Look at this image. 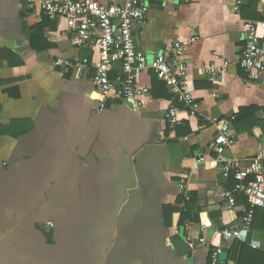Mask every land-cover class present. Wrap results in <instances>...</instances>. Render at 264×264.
<instances>
[{"label":"crops","instance_id":"obj_1","mask_svg":"<svg viewBox=\"0 0 264 264\" xmlns=\"http://www.w3.org/2000/svg\"><path fill=\"white\" fill-rule=\"evenodd\" d=\"M235 1L161 0L134 32L148 60L175 39L197 36L182 56L198 102L190 115L160 88L135 108L102 97L95 108L92 68L54 62L96 60L97 50L73 46L64 18L38 35L31 25L42 20L40 0H0V264H186L171 250L180 211L167 225L163 215L165 205L185 206L180 196L191 206L183 223L190 255L207 264L218 232L238 225L247 208L243 198L228 207L222 195L229 179L210 147L217 133L210 120L224 121L231 141L222 156L264 157V74L250 80L239 65L242 22L264 19V0H238L237 13ZM213 51L229 61L216 83L203 72L219 62ZM154 75L141 73L138 83L151 88ZM171 105L180 108L175 127L164 115ZM248 231L236 258L244 244L264 250V208L254 209ZM242 264L264 261L247 253Z\"/></svg>","mask_w":264,"mask_h":264},{"label":"built area","instance_id":"obj_2","mask_svg":"<svg viewBox=\"0 0 264 264\" xmlns=\"http://www.w3.org/2000/svg\"><path fill=\"white\" fill-rule=\"evenodd\" d=\"M43 14L51 19L64 18L66 31L70 33V41L75 47L96 49L98 57L91 60L85 57L73 56L69 59H58L56 66L92 68L89 78L91 85L100 93L103 100L110 98H125L132 103L133 108L142 105L144 99L150 97L151 88L148 84H139L141 73L151 71L163 81L175 100L187 110L190 115L198 112V102L186 82L187 67L182 60L189 43L197 36H191L187 41L175 39L164 52L148 60L135 43L134 32L144 21L148 11V0H40ZM240 1H235L232 9L239 11ZM243 51L239 65L250 80H258L264 74V46L260 41L259 31L264 32V19L243 20ZM213 56L219 62H213L203 68V72L212 82H218L229 61L221 59L216 51ZM119 62V66L117 63ZM215 96L216 94L213 93ZM180 108L171 105L164 113L170 127L180 123L177 117ZM217 133L210 147L219 155L221 162V179L233 178L231 189L225 188L222 195L228 207L235 203L236 194H241L247 201V208L240 217L238 225L224 227L218 232V242L212 250V263L217 262L222 250V241L244 240L252 221L254 209L264 208V157L258 154L244 161L232 156H222L231 141L226 132L224 121L213 120ZM218 125H221L220 127ZM198 162L203 161L199 156ZM178 188L185 191L186 178H181ZM204 241L203 238L200 239ZM253 246L256 244L252 243ZM229 258L227 260L228 264Z\"/></svg>","mask_w":264,"mask_h":264},{"label":"trees","instance_id":"obj_3","mask_svg":"<svg viewBox=\"0 0 264 264\" xmlns=\"http://www.w3.org/2000/svg\"><path fill=\"white\" fill-rule=\"evenodd\" d=\"M53 22H54V19H51L47 15L43 14V17H42V20L40 21V23H38V24L33 23L31 25V27L33 28V30L38 35H40V34H43L45 30L50 29L53 26ZM155 78L158 80V82L154 86L155 82L153 80L152 87H151L152 95L153 96H158L157 93L154 91V88H157V89L160 88L163 91L162 94L164 96H167L168 95V88H167L166 84L163 81L159 80L156 76H155ZM242 111H244V110H242ZM234 182L235 181L233 180V178L230 177L228 181L224 182L225 184L223 185V188H232L233 185H234ZM235 196H236V198H243L244 201L247 203L245 197L242 196L241 194H236ZM178 201L185 202V206H183L182 208H179V209L174 208V207H172L170 205H165L163 207V215H164V220H165L166 225L169 223V218L168 217L171 215V213H173L176 210L180 211L179 224H183L185 219L190 216V211H191L190 203L188 201H185L183 196H180L178 198ZM190 202H193V200L190 201ZM197 210H198V208H196V211ZM240 244H241V242L239 240H234L232 242L230 248H229V259L234 261V264H242L243 260H244V257H245V255L247 253L254 254V256H259L264 261V250L255 251V250L250 249L249 246H247L245 244L242 245L240 256L238 258H236V254H237V251L239 249ZM213 248L214 247H212L210 252H209V255H208V258H207V264H213L212 263V250H213Z\"/></svg>","mask_w":264,"mask_h":264},{"label":"water","instance_id":"obj_4","mask_svg":"<svg viewBox=\"0 0 264 264\" xmlns=\"http://www.w3.org/2000/svg\"><path fill=\"white\" fill-rule=\"evenodd\" d=\"M150 7H153L154 3H161V0H148ZM96 94H99V97H95L97 104L95 105V108H100L101 105V96L99 92H95ZM107 101V100H106ZM121 101L126 104L129 108H133V105L131 102L126 100L125 98H122ZM185 226L183 224H180L178 226V232L176 235L171 237V250L176 252L179 258H184V261L186 264H195L194 257L191 254L192 252V247L187 244V237L185 234ZM251 237V232L248 231L245 236V242L249 243ZM238 250V254L240 251ZM237 254V256H238ZM229 258V249L228 248H222V250L219 252L218 257H217V262L215 264H227V260Z\"/></svg>","mask_w":264,"mask_h":264},{"label":"bare ground","instance_id":"obj_5","mask_svg":"<svg viewBox=\"0 0 264 264\" xmlns=\"http://www.w3.org/2000/svg\"><path fill=\"white\" fill-rule=\"evenodd\" d=\"M97 95H98V94H97ZM97 97H99V95H98Z\"/></svg>","mask_w":264,"mask_h":264}]
</instances>
